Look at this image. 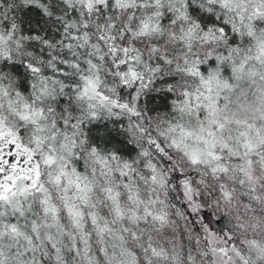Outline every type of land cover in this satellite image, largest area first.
Listing matches in <instances>:
<instances>
[{
	"label": "snow or ice",
	"instance_id": "obj_1",
	"mask_svg": "<svg viewBox=\"0 0 264 264\" xmlns=\"http://www.w3.org/2000/svg\"><path fill=\"white\" fill-rule=\"evenodd\" d=\"M0 264H264V0H0Z\"/></svg>",
	"mask_w": 264,
	"mask_h": 264
}]
</instances>
